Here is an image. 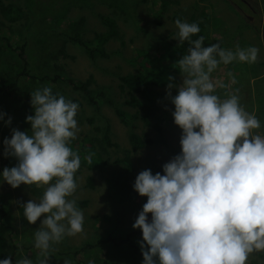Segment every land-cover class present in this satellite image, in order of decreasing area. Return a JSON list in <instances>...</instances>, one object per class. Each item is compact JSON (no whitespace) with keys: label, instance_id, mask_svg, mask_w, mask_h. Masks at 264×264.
<instances>
[{"label":"clouds","instance_id":"obj_1","mask_svg":"<svg viewBox=\"0 0 264 264\" xmlns=\"http://www.w3.org/2000/svg\"><path fill=\"white\" fill-rule=\"evenodd\" d=\"M174 23V39L189 44L175 63L182 83H172L175 78L169 75L166 95L175 107L174 123L182 130L181 151L162 165L163 174L145 169L135 178L134 191L147 197L132 225L142 232V264H249L250 257L264 253V131L238 94H217L212 73L221 64L255 63L259 49H226L219 43L203 47V36L191 39L201 31L198 22L177 18ZM30 95V133L13 128L11 138L4 139V156L18 163L3 166L2 179L12 188H44L38 201L20 206L30 224L44 216L34 231V247L40 253L37 264H48L53 245L84 227L74 198L81 156L69 146L79 132V104L49 86ZM5 115L0 112V120ZM5 123L10 125L11 117ZM93 155L83 159L92 163ZM0 264H12L11 257ZM15 264L34 262L22 257Z\"/></svg>","mask_w":264,"mask_h":264},{"label":"trees","instance_id":"obj_2","mask_svg":"<svg viewBox=\"0 0 264 264\" xmlns=\"http://www.w3.org/2000/svg\"><path fill=\"white\" fill-rule=\"evenodd\" d=\"M67 1L75 7L92 6L91 0ZM99 1L128 15L131 0H120L121 5L118 0ZM134 1L136 2V0ZM134 1L132 0V4L135 3ZM143 2H146V0H143ZM161 3L162 9L165 10L172 2L167 3L165 0ZM173 3L178 2L173 1ZM60 4L61 8L59 10H52V5L48 4L47 1L0 0V26L4 29V32L0 34V60L1 62L3 59L5 61L6 58L7 62L8 59L7 69L9 71H4V74L0 75V107L6 111L5 114L12 113L13 122H19L22 125L21 131L29 132L31 125L26 123V116L34 114L30 103V93L41 86H49L54 94L59 93L68 99L66 94L70 92L66 88L72 85L73 92L79 93L80 98L72 97L71 100L78 103L79 107L87 106L91 110V116L86 120L89 125L97 124L96 121L100 118V123L95 125L93 130H89L88 133L84 134L82 141L77 145L72 141L69 145L81 156V167L77 172L85 168L88 172L98 173L111 168L112 176L110 179H106L110 185L108 205L115 206L116 202L125 205L130 202L133 207L132 214H138L137 205L133 203L139 197V194L132 190L133 186L130 182V177L134 176V173H131L134 171V162L131 159H133V155L149 150L151 147L156 148L158 145H167L166 130L178 127L175 125L172 116V112L175 110L174 105H172L173 107L169 112L165 111L166 113H164L163 110L167 108L165 104L169 100L166 98L167 85L170 82L168 77L169 75L173 76L175 79L171 82L179 85L178 76L181 74L178 65L175 63L186 54L189 44L187 43L185 46L176 42L166 44L165 47H162V51L154 56L147 50L138 52L137 57L132 62L136 71L127 75H115L118 77V87L120 89V93L117 94L109 86H100L93 75L84 81L70 78L65 72V68L58 66L55 61L56 53H66L65 49L68 44L80 47L93 63H96L99 59H111L112 56L119 54V51L108 52L104 48V45L106 46L112 40H119L123 45L125 44L119 34L117 22L111 16L98 14L103 26L106 27V31L96 34L93 40H85L82 35L85 19H68L66 12H64L66 4ZM48 17H51V19L49 20ZM129 17L135 24L138 23L132 15ZM199 36H203L205 38L204 43L209 46L214 44L210 40V36L202 33V31L193 35L191 39H198ZM15 38H17L16 42H14ZM14 44H16L15 47ZM220 45L226 48L225 41H220ZM53 46H57L58 49L52 50ZM238 64L236 63V69L234 70L236 73L239 72L237 70ZM249 65H255V71L250 70L247 75L250 77L249 79L258 77L260 67L258 61ZM220 66L212 75L215 72L219 73ZM53 84L60 85V87L54 88ZM17 88L18 95L16 94ZM233 89L240 96L241 104L248 105V109L256 114L261 122L262 129H264V100H261L260 96H257L258 101L249 100V97L251 99L253 97L249 96V93L246 94L248 88L246 90L241 89V85L237 80L233 85ZM218 90L217 94L219 95V92L223 91L221 92L222 96L220 95L222 98L226 92H229L226 87L220 91ZM176 94L177 89L173 88L172 95L175 96ZM27 95H29V98H27ZM12 98H15L11 103L12 107L8 108L7 100ZM2 100H4V103ZM248 101L253 102L251 106ZM255 104L259 106H253ZM107 109L113 111L129 131L128 138L131 150H122L121 154L123 156L121 154L115 156L107 149L113 146L116 147V144L112 141L110 119L104 113ZM255 109H257L256 112ZM141 125L151 128L157 134L156 138H150L146 132L151 133L146 130L142 134H138L137 130ZM180 151V147L173 149L175 154H179ZM89 152L94 153L92 163H88L83 159ZM16 162L18 163L16 158L8 157L5 167L11 168L16 165ZM156 171L162 174L160 168ZM86 181L88 187H95L94 176H88ZM32 191L37 193L38 190L33 188ZM144 199L146 203L147 197ZM4 201L0 200V260L11 257L12 264H15L17 259L29 257L34 264H37V258L40 254H36L30 246L26 245V241H30L28 233L22 231V236L19 237L20 233L19 231L17 233L13 224L11 204H6ZM88 203L84 201L77 205L82 209L86 208ZM18 210H21L23 215L20 204ZM23 219L22 222L27 221L24 216ZM95 221L103 224L96 229V232H98L103 227L104 232L102 235L96 236L94 241L89 240L84 245L77 247L67 246L64 242L59 243L62 250L58 253L55 247L54 250H50L48 264L54 262V259L58 257L70 260L71 264H142L143 256L138 243V241H142L141 230L123 229L119 212L114 216L109 214L96 217ZM7 234L10 236L7 237ZM10 247H12L11 250L24 251V255L11 254V252H8ZM103 249L108 250L105 259L102 257ZM28 251H31L29 256ZM112 254L117 255L118 261L113 262L110 259ZM258 257L264 259V253H258ZM91 259L93 260L90 261Z\"/></svg>","mask_w":264,"mask_h":264},{"label":"rangeland","instance_id":"obj_3","mask_svg":"<svg viewBox=\"0 0 264 264\" xmlns=\"http://www.w3.org/2000/svg\"><path fill=\"white\" fill-rule=\"evenodd\" d=\"M47 1L48 4L52 5V10H59L61 8L60 3H65L64 12L68 16V19L75 20L84 18L85 22L83 24V38L85 40H93L96 34L103 33L106 31V27L103 26L100 17L98 14H103L105 16H111L118 24L119 34L122 36V41L125 43L122 44L119 40H112L104 48L108 52L119 51V54L112 56L111 59H99L96 63H93L89 60L84 51L73 44H68L66 46V53L61 54L56 53V63L58 66L64 67L65 72L70 78L76 80H86L91 75L95 77L100 86H109L119 94L120 89L118 87V77L115 75H127L129 73L135 72L136 68L132 64L133 60L137 57L138 52L149 51V53L154 56L158 54L159 51H162V47H165L166 44L176 42L180 44L177 39H174L178 29L175 26V20L177 18L181 19L184 22L194 23L198 22L202 33L210 36V40L214 43H219L220 40H224L226 43V49H235L237 45L241 48H247L249 46L256 47V39L253 34L248 35V41L251 44H246L238 42L236 36L245 32L247 29V20L246 17L251 15V12L246 8L245 3L239 0H166L169 4V7L165 10L162 8V3L165 0H136L132 4V0L129 2L128 15H132L134 20L138 23L135 24L128 15L122 13L119 9L111 8L108 4L100 2L99 0H91V5L89 7H75L67 0H41ZM155 1V3H154ZM177 1L178 3H173ZM251 4L255 3V0H245ZM109 3V2H108ZM118 3L121 5V1L118 0ZM114 13L113 15H111ZM50 20L51 17H48ZM41 25V24H37ZM4 32V29L0 26V34ZM228 35L227 38L224 36ZM231 35V36H229ZM17 41L15 38L14 42ZM187 42H184L181 45H186ZM16 44H14L15 47ZM207 43H204L203 47H208ZM52 50L58 49L57 46H53ZM258 59V58H257ZM258 61V60H257ZM0 75L4 74V71H8V59L6 62L4 59L0 60ZM239 63V62H236ZM236 63L233 62L229 65L220 66L219 73L216 72L212 75V80L217 84V90L220 91L222 88L219 87V84H224L229 92H234L233 85L237 81L241 85V89L246 90L248 88L249 100H259L257 96L261 97V100H264V81L260 78V75L256 78L249 79L247 76L249 71H255V65H249L248 63H239L237 65V70L235 72ZM24 65V62H23ZM230 65L231 68H230ZM44 67V66H43ZM9 72V71H8ZM231 72L232 76L229 77L228 73ZM52 74H54L52 72ZM237 74L239 75L237 77ZM247 76V77H246ZM179 84L182 83L181 75L178 76ZM238 78V79H236ZM54 88L60 87V85H54ZM33 87V86H32ZM66 96L71 100L72 97L80 98L79 93L73 92V86H67ZM22 90V87H21ZM60 92V91H59ZM223 92V91H221ZM220 95L222 96V93ZM61 93V92H60ZM18 95V88L16 90ZM29 98V95H27ZM15 98L7 100L8 108H11V103ZM4 103V100H2ZM250 106L253 102L248 101ZM261 102V101H259ZM258 102V103H259ZM256 103V104H258ZM253 106H259V105ZM167 108H164V113L169 112L172 109L170 100L165 104ZM247 111L248 105L242 104ZM257 109H255L256 112ZM166 111V112H165ZM254 111V110H253ZM0 112L6 113V111L0 107ZM107 117L110 119V124L112 127V141L116 144V147L107 148L115 156L121 154L122 150L129 151L131 150L129 144L128 129L119 121L115 113L111 110L104 111ZM91 116V110L87 106L79 107L77 116L75 119L78 122L79 132L77 133V139L73 140L77 145L80 141L83 140L84 134L88 133L89 130H93L94 126L100 123V118L96 121L97 124L89 125L86 121L87 118ZM11 117V124L6 125L5 121ZM12 113L6 114L3 120H0V200H5L6 204H11L12 210L11 215L13 217V224L16 227V231L20 233L25 231L28 233L30 241H26V245L30 246L36 254H40L39 250L34 247V231L40 227L41 221L44 219L42 215L35 224H30L28 221L22 222L23 215L21 210H18V205L27 203L29 200H39L44 192L43 187H37L36 185H25L21 184L17 188H12L7 182L2 179L3 166L7 162L8 157L4 156V144L3 141L5 138H11V131L13 128L22 130V125L18 122L15 123L12 120ZM144 128V129H143ZM31 127L29 129L30 133ZM144 130L149 131L151 134L146 132L150 138H156L157 134L147 127H141L137 130L138 134H142ZM264 129H261V131ZM4 131V135H3ZM182 130L177 127H172L171 129L166 130V138L168 140L167 145H158L156 148L151 147L149 150H144L138 154L133 155L132 162H134V173L133 177H130V182L132 186L135 182L136 176L145 169H151L152 173H157V169L162 170V165L167 163L173 156L177 155L173 152V149L180 147V136ZM72 142V141H71ZM73 142V143H74ZM107 147V146H106ZM112 154V156H113ZM123 156V154H121ZM114 158V157H113ZM155 164V165H153ZM118 169V168H113ZM163 174V171H162ZM77 178L78 188L74 194V198L77 201V204L87 201L89 202L86 208H82L84 214V227L83 231L72 237H65L62 242L66 243L67 246L77 247L82 246L85 242L93 240L96 236L103 234V227L100 231L96 232V229L102 226V223L96 222V217H102L104 215L112 214L114 216L116 213L121 214V227L123 229H133L132 225L135 222L136 217L139 212L142 210V206L145 203L144 198L139 195L136 201L133 203L137 205L136 210L138 214H132V205L130 202L125 205H120L116 202L115 206H109L107 199L108 194L110 193V185L107 183L106 179H110L112 176V169L109 168L103 172H88L85 168L75 174ZM88 176H94L95 178V187L90 188L87 186ZM35 188L37 193L33 192L32 189ZM134 191V189H132ZM19 202V203H18ZM139 204V206H138ZM112 210V211H111ZM21 212V213H20ZM116 212V213H115ZM149 219H151V214H149ZM24 220V219H23ZM10 235L7 234V237ZM15 243V242H14ZM56 249V252L62 250L60 244L53 245V249ZM12 247L8 249V252L15 255H24V251H15L11 250ZM54 252V253H56ZM31 251H28L29 256ZM108 253L107 249H103L102 257L105 259V254ZM256 259L250 257L249 264H258V261H264L263 258L258 257V254H255ZM29 258V257H27ZM81 259V258H80ZM113 262L118 261L116 254H112L110 258ZM66 258H56L51 264H64ZM79 260V258H78ZM91 259L90 261H92Z\"/></svg>","mask_w":264,"mask_h":264},{"label":"flooded vegetation","instance_id":"obj_4","mask_svg":"<svg viewBox=\"0 0 264 264\" xmlns=\"http://www.w3.org/2000/svg\"><path fill=\"white\" fill-rule=\"evenodd\" d=\"M239 1L245 3L246 8L251 12V15L246 17L248 23L247 29H245L244 33L237 35L236 40L238 42L251 44V42L248 41V35H254L257 42L256 47L259 49L257 60L260 64V67L258 69V75L261 74L260 78L262 79V81H264V0H255L254 4H251L245 0ZM227 36L228 35H225L224 37L227 38Z\"/></svg>","mask_w":264,"mask_h":264}]
</instances>
